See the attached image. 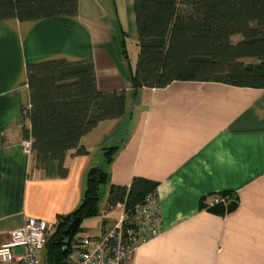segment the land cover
Here are the masks:
<instances>
[{
  "label": "crops",
  "instance_id": "crops-1",
  "mask_svg": "<svg viewBox=\"0 0 264 264\" xmlns=\"http://www.w3.org/2000/svg\"><path fill=\"white\" fill-rule=\"evenodd\" d=\"M133 1L78 0L74 17L0 20V246L27 218L54 224L50 237L80 203L88 169L99 166L108 174L103 220L82 221V236L102 237L122 216L120 204L105 210L108 184L134 176L158 183L161 230L126 264H264V88L175 81L134 90L115 37L136 38ZM52 58L91 60L98 90H124L126 99L122 116L81 138L86 153L67 152L65 176L57 160L38 167L23 145L26 65ZM106 147H117L110 163ZM220 191L237 197L223 215L202 207Z\"/></svg>",
  "mask_w": 264,
  "mask_h": 264
},
{
  "label": "trees",
  "instance_id": "trees-1",
  "mask_svg": "<svg viewBox=\"0 0 264 264\" xmlns=\"http://www.w3.org/2000/svg\"><path fill=\"white\" fill-rule=\"evenodd\" d=\"M138 53L130 68L131 87L163 88L175 81L219 82L236 87L264 88V0H134ZM78 14V0H0V20L19 22ZM124 33L121 46H125ZM235 37H239L235 39ZM121 52V50H120ZM122 54H126L122 50ZM126 56V55H125ZM245 58L257 62H245ZM29 107L23 111L27 123L22 135L38 167L48 158L57 160L60 174L69 150L86 153L81 138L100 121L125 113L124 90L99 91L91 60L52 58L26 65ZM117 147L104 148L110 163ZM107 172L99 167L87 171L86 187L78 206L62 216L48 237L45 264H65L71 249L55 243L57 235L72 217L80 224L99 215V201ZM158 183L134 176L129 185L108 184L105 210L123 206L126 224L133 220L137 206L150 195L157 196ZM211 196L226 199L202 207L223 215L237 205L230 191Z\"/></svg>",
  "mask_w": 264,
  "mask_h": 264
},
{
  "label": "built area",
  "instance_id": "built-area-1",
  "mask_svg": "<svg viewBox=\"0 0 264 264\" xmlns=\"http://www.w3.org/2000/svg\"><path fill=\"white\" fill-rule=\"evenodd\" d=\"M29 149L30 141H24ZM224 198L211 196L207 205ZM124 213L102 237L80 236L71 241V249L65 264H126L137 247L155 237L161 230V213L156 195L146 197L137 206L133 220L125 222ZM54 224L38 218H27L23 227L11 231L0 246V264H45L44 250ZM20 251L16 252L15 250Z\"/></svg>",
  "mask_w": 264,
  "mask_h": 264
},
{
  "label": "rangeland",
  "instance_id": "rangeland-1",
  "mask_svg": "<svg viewBox=\"0 0 264 264\" xmlns=\"http://www.w3.org/2000/svg\"><path fill=\"white\" fill-rule=\"evenodd\" d=\"M105 1L106 0H104V2ZM107 1L109 3L110 2L112 3V0H107ZM113 1L115 2V6L118 7V5H120L119 0H113ZM115 37H116V40H118V46L117 47L119 48V50H121V52H122V50H125V52H126V54H125L126 56L121 53V58L124 61V68L126 69L127 72H129L130 71V68L131 67H134V65H135V61H136V57H137V53H138V46L136 45L137 38H135L131 34H127V36L124 38L125 39L124 40L125 41V46L123 48L121 46V43H120V40L121 39L118 36V32H117V34H116ZM103 203H104V199L102 198L101 199V202H100V208L102 207ZM103 215H104V213H103ZM102 218H103V216H101V217L98 216L96 220H98V221L103 220ZM86 220L87 219H84L83 220V223H82L83 225H84V223H85ZM85 234H87V230L86 229L77 232L74 237L77 238V237L82 236V235H85Z\"/></svg>",
  "mask_w": 264,
  "mask_h": 264
},
{
  "label": "water",
  "instance_id": "water-1",
  "mask_svg": "<svg viewBox=\"0 0 264 264\" xmlns=\"http://www.w3.org/2000/svg\"><path fill=\"white\" fill-rule=\"evenodd\" d=\"M79 224V218L74 216L71 218L70 222L66 225V227L57 235L55 243L60 244L62 246L63 251L68 248V245L72 240L71 235L76 232Z\"/></svg>",
  "mask_w": 264,
  "mask_h": 264
}]
</instances>
